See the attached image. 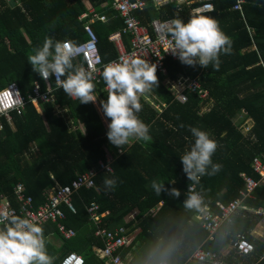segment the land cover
Segmentation results:
<instances>
[{
    "label": "trees",
    "instance_id": "trees-1",
    "mask_svg": "<svg viewBox=\"0 0 264 264\" xmlns=\"http://www.w3.org/2000/svg\"><path fill=\"white\" fill-rule=\"evenodd\" d=\"M100 7L107 21L91 25L103 62L114 58L117 51L108 37L124 27L123 21L110 8V0H87ZM21 6H10L0 0V87L15 81L26 97L31 92L39 74L28 64L32 49L42 46L46 36L56 40L71 39L77 43L86 40L82 22L77 17L87 12L83 0H19ZM215 11L208 13L219 21L222 30L231 37V54L221 55L218 71L199 65L187 66L171 58L165 60L166 76L157 71L158 88L153 87L159 108H155L142 96V110L137 114L149 127L150 142L133 141L123 146L120 154L107 138V126L103 122L96 103L82 104L66 96L63 89L53 88L52 102L35 106L27 102L20 115L13 113L12 124L3 120L0 130V193L13 202V187L21 182L25 193L36 208L46 200V191L55 184H68L77 174L95 167L98 160L107 161L112 172L100 170L95 175V186L79 188L72 195L74 212L63 209L62 223L74 230V236L61 239L56 225H41L46 237L48 253L58 264L69 251L81 254L85 264H111L99 258L93 246L102 247V240L94 235L95 225L88 220L87 207L98 205L104 213L99 225L108 229L124 226L135 232L130 246L121 250L124 264H157L165 260L170 264H188L190 253L197 246L218 252L231 240L243 235L253 245V254L242 258L243 264H264V241L251 234L260 217L245 212L222 224L213 240H206V232L200 227L196 210L187 209L184 201L192 191L199 193L203 204L213 211L217 203H228L239 196L244 188L241 173L257 178L250 166L252 158L264 162V0H244L241 12L230 10L234 0H212ZM185 6V5H184ZM22 8L24 12H22ZM102 8V9H101ZM142 26L154 19L171 20L179 15L189 19L187 7L177 10L173 3L153 7L135 13ZM88 20V19H87ZM129 47L130 38L122 36ZM74 63H82L77 58ZM178 73L196 77L209 97L204 102L197 93L186 91L185 102L177 100L165 77L176 79ZM96 82L95 94L106 100L102 75ZM42 80V79H41ZM55 85L53 79L50 80ZM207 102V103H206ZM66 107V112L56 113L54 107ZM203 107H206L204 111ZM63 114L69 118L63 120ZM240 114V115H239ZM252 122L247 133L242 134L237 117ZM108 123L110 120L107 118ZM210 132L218 142L212 160L221 165L213 176H204L199 183L190 181L183 172L180 156L190 150L194 137L189 127ZM118 179L115 190L106 191L105 177ZM171 179L175 183H170ZM153 180L164 181L166 188L179 189L180 196L173 198L162 192L156 195ZM245 203L264 209V184L252 189V198ZM151 210V211H150ZM128 216V218H126ZM126 218V219H125ZM60 238L56 246L51 238ZM58 240V239H56ZM140 244L136 254L126 259V253Z\"/></svg>",
    "mask_w": 264,
    "mask_h": 264
},
{
    "label": "clouds",
    "instance_id": "clouds-1",
    "mask_svg": "<svg viewBox=\"0 0 264 264\" xmlns=\"http://www.w3.org/2000/svg\"><path fill=\"white\" fill-rule=\"evenodd\" d=\"M182 2L177 0V3ZM199 2V7L191 8L187 22L177 15L162 23L160 34L171 37L165 52H170L181 63L202 68L211 65L212 71H218L220 56L231 54L233 41L222 30L217 18L208 15L215 11V5L204 0ZM82 52L83 48L74 40L61 41L46 36L43 45L33 48L27 59L33 72L45 81L54 76L56 88L63 89L67 97L82 104L97 101L96 74L100 73L108 92L107 99L101 100L100 105L104 116L110 120L106 133L109 142L121 151L123 146L133 141L150 142V126L137 114L143 107L140 98L153 87L158 88L156 64L132 57L109 62L101 72L96 67L100 63L99 58L89 61L87 68L74 63ZM189 131L194 143L180 159L187 178L199 183L202 177L213 176L221 169V165L212 160L218 142L206 130L190 126ZM169 182L175 183V180ZM103 184L106 191H113L118 179L113 174L112 177H105ZM151 187L156 195L167 192L173 198L180 196L179 189L166 188L164 181L153 180ZM202 204L200 194L190 190L184 201L185 207L202 212ZM46 245L44 229L40 224L6 210L0 211V264H54L55 257L48 253Z\"/></svg>",
    "mask_w": 264,
    "mask_h": 264
},
{
    "label": "built area",
    "instance_id": "built-area-1",
    "mask_svg": "<svg viewBox=\"0 0 264 264\" xmlns=\"http://www.w3.org/2000/svg\"><path fill=\"white\" fill-rule=\"evenodd\" d=\"M155 4L161 5L165 3H175L177 8L180 10L181 6H189L193 4V0H183L182 3H177V0H152ZM199 1V0H197ZM204 2H210V0H204ZM211 3V2H210ZM244 0H234L230 10L233 12H241V6ZM147 6L146 0H111V5L114 10L118 13V16L123 21V29L120 32L111 34L108 39L115 47L117 54L114 58L103 62L97 47V37L90 26V22L86 21L83 25V32L86 40L79 42L78 44L83 48L82 54L77 57L81 58L84 63L82 65L87 68L89 61H95L99 58L100 63L96 64L98 69L103 70L104 65L112 61H122L132 57H138L147 59L150 63L156 64L157 71L162 75L166 76L167 68L165 66V60L171 58L172 60H179L173 56L170 52H165L169 48L171 37H163L160 34L161 25L163 21L154 20L148 27L142 26L133 17L134 10H140ZM200 3L194 7H199ZM87 18L100 20L106 22V17L97 14L94 9L89 10L86 13L79 16L78 21H85ZM165 22V21H164ZM128 35L130 38V46L128 49L125 48L122 43V36ZM101 74H96V82L101 79ZM55 82V77H51ZM45 81V80H44ZM164 81L171 82L168 84L171 89L174 90L177 100L185 102L187 96L186 91L197 93L199 98L207 99L209 92L201 87L198 79L193 76H189L184 73H178L176 79L166 78ZM46 88L41 89L39 82H35L31 93L25 97L18 84L15 81H9L5 85L0 87V130L3 128V120L12 124L13 113L20 115L27 102H31L35 106H38L40 102H48L52 100L51 89L49 81H45ZM165 83V82H164ZM56 85V84H55ZM104 88L107 90L106 84ZM145 99L150 102L155 108H159L158 105H154L152 99L146 95ZM204 102V100H202ZM207 103V102H206ZM206 107H203L205 109ZM241 118V117H240ZM248 119L249 118H244ZM241 131L249 130L250 125L246 123L239 125ZM247 130V131H248ZM246 131V132H247ZM117 154L121 153V150H116ZM107 161L98 160L95 167L89 168L87 171L79 173L76 177L68 184L60 185L55 184L53 187L46 191V200L43 204L38 207H33V201L30 196L25 193V186L19 182L13 187V202L6 196V194L0 193V211H8L14 215L29 218L30 220L37 222L40 225L51 222L56 225V231L61 239H69L74 236V230L71 227H66L62 220L64 219L63 209H67L70 212H74L72 205V195L79 188H92L95 186V175L100 170H106L112 172V168L109 165L111 155L108 153ZM250 166L252 170L258 174L257 178L241 173L244 180V188L241 189L239 196L229 201L228 203L218 202L217 210L213 211L208 206L203 207V211L197 214V218L201 221L202 227L208 232L209 237H212L220 225L225 221H230L231 216L241 209H248L245 201L248 198H252V189L258 184H264V162L258 157H253ZM193 185H189V189H193ZM151 211V210H150ZM89 215L88 220L91 221L96 229L94 235L100 238L103 242L102 247L93 246L92 250L96 255L110 262L111 264H123V258L121 250L128 247L131 244L133 235L124 226H119L114 229H108L99 225L101 217L104 213L98 212V205L90 203L87 207ZM255 212H261L262 209H257ZM52 233L48 234L47 238H50ZM232 249L238 255H248L252 252L253 246L243 235L238 236L232 240ZM220 255L214 251L205 249L202 246H198L192 253L191 259L197 262L206 264H224L223 260L220 259ZM58 264H85V259L81 254L74 251H69L62 256V259ZM158 264H168L165 261H161Z\"/></svg>",
    "mask_w": 264,
    "mask_h": 264
},
{
    "label": "crops",
    "instance_id": "crops-1",
    "mask_svg": "<svg viewBox=\"0 0 264 264\" xmlns=\"http://www.w3.org/2000/svg\"><path fill=\"white\" fill-rule=\"evenodd\" d=\"M147 1V6L145 7V8H142V9H140L139 10V12H143V10H145L146 8H149V7H153L154 9H156V10H158L161 6H166V4H171L170 2H168V3H165V4H161V5H157V4H155L152 0H146ZM6 2L10 5V6H12V5H15V6H21V4H20V2H19V0H6ZM83 2L86 4V6H87V12L86 13H89V10H92V9H94L95 10V12L97 13V14H100V15H102V16H105L102 12H100V7L101 6H104V4L103 5H101V6H99V7H95V6H93L90 2H88L87 0H83ZM110 2V5H111V0L109 1ZM210 2L211 3H213L212 2V0H210ZM200 2L199 1H197L196 3H193V4H191V5H189V6H181V9L183 8V7H187L188 8V12H189V16H190V10H191V7H193V6H196V5H198ZM174 5H175V7H176V9L177 10H179L178 8H177V6H176V4L175 3H173ZM112 10H114L112 7H110ZM102 9V8H101ZM180 9V10H181ZM22 12H24V9L22 8ZM114 12L117 14V16H118V13L116 12V10H114ZM137 12V10H134V12H133V17H134V19L136 20V21H138L139 23H140V20L138 19V17L136 16V13ZM214 12V11H213ZM232 12H233V10H232ZM86 13H82L81 15H83V14H85L86 15ZM212 13V12H211ZM81 15H79V16H81ZM78 16V17H79ZM77 17V18H78ZM119 17V16H118ZM88 19V20H87ZM85 21H79V22H82V26L84 25V23L86 22V21H89L90 22V26L94 23V22H96V21H99V22H103V21H100V20H95V19H90V18H87ZM154 20H158V21H161V20H159V19H154ZM153 20V21H154ZM106 21H107V19H106ZM168 21V20H167ZM105 23V22H104ZM149 26V25H148ZM116 32H120V31H116ZM115 32V33H116ZM85 36V35H84ZM122 43H123V40H122ZM124 46H125V44H124ZM129 46H130V41H129ZM125 48L126 49H128L129 47H126L125 46ZM79 59H81V58H79ZM174 61H180V60H174ZM82 63H84L83 61H82ZM82 63H79V64H82ZM42 79V78H41ZM35 79L34 80V83L37 81V82H39V84H40V88L41 89H45L46 88V83H45V81L42 79ZM52 79V78H51ZM50 82V81H49ZM55 83V82H54ZM50 85L52 86V89H51V94H52V97H53V93H52V90H53V88L56 86V85H52L51 84V82H50ZM33 88V87H32ZM32 91V90H31ZM29 93H31V92H29ZM28 93V94H29ZM48 102H52V100H48ZM41 103V102H40ZM54 110H55V112L57 113H62V112H65L66 111V107H63V108H59V107H54ZM106 122H108V121H106ZM247 207H248V209H241V210H239L238 212H236L235 214H233L232 216H231V220L230 221H225V223H231L232 222V220H233V218L235 217V216H237V215H241V214H243V213H245V212H248V213H252V214H254V215H256V216H258V217H260L261 219H260V222H258L257 224H256V226L254 227V229H252L251 230V234H253L254 236H256V237H258L257 235H256V230L258 229V227H261L262 226V224L264 223V213H262L261 214V212H255V210H257V209H262V208H257V209H253V208H251V207H249L248 205H247ZM262 211L264 212V209H262ZM126 218H128V216L126 217ZM125 218V219H126ZM199 220V219H198ZM199 223H200V227L206 232V239H205V241L206 240H213V238H214V235H215V233L214 234H212V237L210 238L209 237V234H208V232L202 227V224H201V221L199 220ZM225 223H223V224H225ZM131 234H133L134 232H130ZM134 235H135V233H134ZM134 235H133V237H134ZM240 236V235H239ZM238 237V236H237ZM258 238H260L261 240H263L264 241V239H262L261 237H258ZM232 240L233 239H231L220 251H219V253L218 252H216L217 254H219L221 257H220V259H222L223 260V262H224V264H243V262H241V259L242 258H246V257H249V256H251L252 254H253V250H252V252L250 253V254H248V255H238L233 249H232ZM139 246H140V244H135V245H133L132 247H131V249L129 250V251H127V253H126V259H128L130 256H132V255H134V254H136V251L139 249ZM199 246H202V244L201 245H199ZM253 246V245H252ZM198 247V246H197ZM196 247V248H197ZM203 247V246H202ZM195 248V249H196ZM195 249H193L192 250V252L190 253V256H189V258L187 259V263L188 264H206V263H201V262H197V261H195V260H192L191 259V256H192V253H193V251L195 250ZM209 250V249H208ZM212 251V250H211ZM215 252V251H214ZM263 256H261V257H258L256 260H255V262L256 261H258V260H261V258H262ZM161 261H165V260H161ZM161 261H159V262H161ZM158 262V263H159ZM166 263H168L167 261H165ZM255 262H253L252 264H254ZM157 263V264H158ZM123 264H124V259H123ZM168 264H170V263H168ZM245 264H246V262H245Z\"/></svg>",
    "mask_w": 264,
    "mask_h": 264
},
{
    "label": "rangeland",
    "instance_id": "rangeland-1",
    "mask_svg": "<svg viewBox=\"0 0 264 264\" xmlns=\"http://www.w3.org/2000/svg\"><path fill=\"white\" fill-rule=\"evenodd\" d=\"M166 84H171V82H168V81H164ZM148 93H146V94H144L143 96H146ZM150 95V94H149ZM148 95V96H149ZM151 99H152V102H154V105H158L159 107H160V104L159 103H157L156 102V100L154 99V96H149ZM202 100H205V99H202ZM96 103V107H97V109H98V111H99V113H100V115H101V118H102V120H103V122L105 123V125L107 126L108 125V122H106L107 121V117H105L104 116V114H103V110H102V107H101V105H100V100H99V98H97V101L95 102ZM206 109V108H205ZM205 109H203L202 111H204ZM66 112V111H65ZM240 115V114H239ZM241 116H239V117H237V120L238 121H240V124L241 125H243V124H247L248 126L250 125L251 126V124H252V122L250 121H248V119H243L242 121H241V118H240ZM69 118H67V116H65L64 114H63V120L65 121V122H68L69 120H68ZM248 130V128L247 129H245V130H243L244 132H241L242 134H245V133H247L246 131ZM256 232V235L258 236V237H261L262 239H264V223L262 224V226L261 227H258V229L255 231ZM135 233V232H134ZM134 233L132 234V235H134ZM52 240L51 241H54V243H55V245L58 247V246H60V238H58V237H52L51 238ZM56 239H58V240H56Z\"/></svg>",
    "mask_w": 264,
    "mask_h": 264
}]
</instances>
